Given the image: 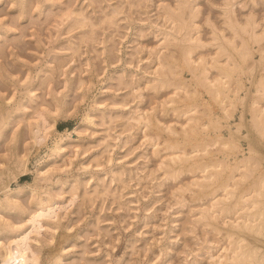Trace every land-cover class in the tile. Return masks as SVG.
Segmentation results:
<instances>
[{
	"label": "rangeland",
	"instance_id": "rangeland-1",
	"mask_svg": "<svg viewBox=\"0 0 264 264\" xmlns=\"http://www.w3.org/2000/svg\"><path fill=\"white\" fill-rule=\"evenodd\" d=\"M163 7L176 13L182 9L184 12L181 15L184 14V18L191 14L193 23L190 17L185 21L197 26L196 34L203 43L193 51L192 59L196 61L195 64L200 58H204L208 66L218 49L216 44L232 52L231 47H227L230 45L226 38L233 39L235 44L241 42L240 38L249 40L247 33L243 34L239 30L241 28H236L245 25L247 19H252L250 21L256 25L252 32L255 30V33L260 34L264 30V0H0V104L2 111L7 112L20 99L27 108L25 114L13 119L0 139V159L4 153L11 152L8 147L13 143L11 132L15 123L19 124L22 139L30 142L25 155L26 172L18 173L10 159L7 163L9 170L13 175L18 174L12 178V174L5 171L7 173H2L1 181L8 182L12 188L33 184L34 169L38 163H44L54 137L70 134L71 139L65 145L76 144L80 138L78 151L75 149L72 152L69 149L66 153L65 162L70 160L71 164L63 171H54L52 178L47 181L49 184H46V187H52V195L61 194L63 198L57 199L43 210L45 216L59 215L60 223L51 243L42 248L41 258L45 261L42 260V264L51 262L52 254L60 245L70 247L64 252V264L67 261L71 264H85V261L86 264H210L222 248L228 245L225 232L229 227L221 219V222L219 219L210 221V225L196 219V208L205 204L210 197L202 194L207 191L202 192L206 184L204 187L202 185L207 180L201 179L204 182L193 184L196 182L192 179L202 173L199 170L189 171L186 164L185 167L181 165L182 168L174 164L172 168L179 171L173 174L165 172L168 167L161 164V157L172 150L164 145L168 136L171 141L175 137L179 141L178 146L182 145L181 133L168 135L165 126L174 125L175 121L184 123L185 119L182 117L185 114H182L181 119V115L176 116L183 109L184 103L196 104L194 112H191L193 109L189 112L198 116L200 122L207 123L209 112L222 115L218 105H215L203 88L198 87L197 95L181 101L178 94H173L172 86L167 88L152 81L157 67L156 50L163 41L162 32L172 31L173 34L177 25V22L164 16ZM226 8L231 10L230 19L236 25L234 28L237 34L229 29L230 19L227 20L224 12ZM68 10L79 13L82 21H77L73 15H67ZM217 31L222 32L219 34ZM182 32L185 33V30ZM174 34L180 38L178 33ZM215 35L218 42L216 38H212ZM223 37L226 38L222 39ZM263 38H258L261 42L256 41L260 45L252 40V43L248 41L249 44L254 42L258 45H250L255 52L253 51L252 60L248 61L257 62L260 53L256 49L263 47ZM173 42L161 49L169 62L160 66L159 79L170 71H177L178 78L186 79L189 82L188 89L192 90V75L182 61L178 60L173 67L169 66L172 63L171 55L178 54ZM236 55L233 51V58L237 59ZM223 56L219 59L224 60ZM258 64L254 65L252 74L245 71L246 67L242 65L245 73L244 76L240 74L244 85L240 95L245 96L242 102H246V107L256 91L254 81L257 82L256 78L264 75V69H261L263 67ZM39 67L44 69L40 73ZM27 74L30 76L27 81L31 85L25 81L26 87L23 79ZM214 74L215 70L210 69L209 77L212 78ZM18 83L23 84L19 86ZM32 87L35 97L27 102L30 94L26 97L23 92L33 89ZM172 94L176 95V103L161 104ZM3 97H12V100L4 104L1 99ZM207 103H210V108L206 106ZM237 104L239 105L235 109L230 110L227 120L221 119L222 126L218 131L214 127H206L208 132H203L202 139L211 143L207 144L206 150L211 149L209 154L212 153V158L231 163L235 157L241 158L242 154H248L246 151L251 143L257 154L260 153L253 154L252 162L257 163V157L261 161L259 168L264 169V137L255 134L257 131L250 123L251 113L248 107L240 109L241 103ZM176 106L178 109L174 110ZM134 111L149 112L152 124L160 129L155 130L158 131V136L152 134L154 139L147 140L144 136L146 127L127 119ZM86 112L91 114L93 124L81 125L80 132H74L73 127L80 124ZM27 120L40 123L44 129L41 136L34 140L28 138L25 125ZM241 120L243 127L241 126L237 136L240 145L237 154L226 156L219 146L220 142L217 145L215 141H207L208 136L209 140L214 139L216 131L227 137L229 129L234 130V123ZM52 121L53 125L50 126ZM192 141H196L195 137L185 143L187 151L195 147ZM19 148L22 149V144ZM68 148L72 147L69 145ZM200 153L202 152H197L198 156H203ZM209 154L205 158L201 157V160L205 161L211 155ZM249 162L250 166L254 165ZM58 163H62V160ZM242 168L235 171L237 178L245 170ZM253 173L257 174V170ZM252 177L253 175L250 179ZM248 179L245 181L244 178L243 186L248 183ZM191 181L201 190L189 185ZM41 185H44L43 182ZM234 186L239 185H233V188ZM54 191H57L56 194ZM27 193L24 192V197L21 195L24 203L27 202ZM259 196L264 197V194L260 192ZM237 223L241 225L242 222ZM246 238L253 241L250 236Z\"/></svg>",
	"mask_w": 264,
	"mask_h": 264
},
{
	"label": "bare ground",
	"instance_id": "bare-ground-1",
	"mask_svg": "<svg viewBox=\"0 0 264 264\" xmlns=\"http://www.w3.org/2000/svg\"><path fill=\"white\" fill-rule=\"evenodd\" d=\"M226 9H225L226 11L224 10L225 17L227 16V20H229L231 17V10H229L228 8ZM181 10L182 9L179 10V13H176L173 10L169 9L168 7H163V12L165 14L164 16L171 19L172 22H177V25H176V29L175 30L173 29L174 30L173 34L171 33L172 31L162 32L163 41L159 43V49L156 50L155 57L157 58L156 59L157 67L154 70V77L152 78V81L154 83H157L160 86H164L167 88H170V86H172L171 88H173L174 90L172 91L174 92L173 94H178L177 95L179 97L178 99H180L181 101L187 98L191 99L194 95H197L198 87L203 88L212 98L213 102L216 103L215 105L216 106L218 105L220 111L222 112V115L221 116L214 115V113L209 112L207 113V120H208L207 123L200 122V118L192 114L194 112V109L196 108L195 106L196 104H192L193 102L184 103L183 109L179 111L180 113L176 114L177 117L181 115L179 119H181L182 114L186 115V117H184L185 115L182 117L185 119L183 120L184 123L183 122L180 123L181 121H177V122L175 121V123H177L178 125L177 124L175 125L174 123V125L167 124L165 126V130L167 131L166 132L167 134L172 133L174 134L172 136H175L181 133V137L184 142L182 141V145L178 146L179 141L175 137H173L172 138V140L174 139L173 140L174 142H173L170 140L171 138H169L168 136V138H166L164 141V145L166 144V146L169 147V149H172L173 151L170 150V152L167 153L165 156H163V158L161 157L162 159L161 164L168 168H171V170L168 171L169 169L164 167L166 168L165 172H169L173 174L179 171L178 168H177L178 171L172 168V165L174 166V164H178L180 168L183 167V166L181 167V165L186 164L187 169L192 172L199 170L202 174L200 173L201 174V176L199 175L200 177L198 176V177H194L193 178L194 180L192 179V181L196 182L193 184H197V183L199 184L201 179L202 180L205 179V181L207 180L202 185V187H204V185L206 184L205 188L202 189V192L203 190L205 191L206 189L207 191L203 193L201 192V193L204 196L207 195L210 197H208L209 199H207L205 204H202L201 206L196 208V212L198 214V216H196V219L202 221L205 224L209 223L210 221H215L214 219L216 220L219 219V221L221 219L222 223L226 224L227 227H229L228 230L225 232L226 236L228 237L227 238L228 245L222 248L220 253L216 256V259L210 261V264H264V199H263L264 197H262L263 195L259 196L260 192L264 194L263 192L264 189L262 190V188H264V169L259 168L258 165L260 164L261 161H259L257 157L255 158L257 159V163L252 162V159L254 161V158H252L253 154L254 153L257 154L256 150L254 149L255 147H252V144L250 143L248 145V150L246 151L248 154L246 155L242 154L243 156L241 158L235 157L233 161L230 163L224 159H218L216 157H214L216 159L212 158L211 157L212 153H210L211 155L209 154V152H211V149L209 151L206 150V146L208 143L202 139L203 132H205L206 130L208 132V129H206V127L207 128L209 127V129L211 127H214V129L215 130L217 129L218 131L219 127L222 126L221 119L223 118L224 120H227L228 117L230 116V112H231L230 110L235 109L236 105H239L237 104L238 102H240L242 106V107L240 106L241 107L240 109H243V107L247 109L248 107L251 113L250 123L252 127H254L255 130L257 131L255 132V134H258L261 137L262 136L264 137V75H260V77L258 76L259 79L256 78L257 82L254 81L256 83V85H254L256 86L255 88L256 91H254L255 94L253 92L254 95L250 99V104L248 103L249 105L247 107L245 104L246 102L244 103L242 102L245 96L240 95V90L243 89V86H244L240 78V74L241 75L243 74L244 76V73H245L243 72L244 65L246 67V68L244 67L246 69L245 71H248V72H251L253 70L254 65H256L257 62L261 65V67H263L261 69H264V58H263L264 52H262V50H264L262 49L264 47L263 43H262L263 47L260 46L259 49H256V51L260 53V57L258 58L257 62L256 60L250 62L253 58L252 54L254 51V50L252 51L251 46L256 43L258 44V42H256L258 38H261L262 40V37H264V30H263V33H260V34L255 33L254 32L255 30L252 32L254 26L256 25H254V23L250 21L252 19H249V21L247 19L245 25L242 24V26L236 27V28L237 29L241 28L239 30H242L243 34L247 33L246 34L248 36L247 39H249L250 41L252 40L256 43L253 42V44H249L248 43L249 40L240 38L241 44L238 43L240 44L238 45V44H235L236 42L235 43L233 42L232 38H231L232 40H229V39L227 40L226 37L222 38V39L226 38V42L230 45V46H227V43L225 42L226 46L228 48L231 47L230 48L232 49L231 51L232 52L234 51V54L238 55L237 59L239 61L233 58L232 52L227 50L224 46H221L220 44L218 45L216 44V47L218 46V49L216 50L215 56L211 57L212 62L208 66L206 65L207 63L204 61V58H200L199 62L195 64L196 61L195 60L193 61L192 59L193 51L195 50V48L202 46L203 43L200 41L198 34H196L197 26L194 24L189 25L190 23L188 24L186 22L187 18L189 17L191 18V14L187 15V16L190 15L189 17L186 16L187 18H184L183 17L184 14L181 15V12L183 13L184 11H181ZM67 15H73V17L77 19V21H80V20L82 21L80 14L74 12L73 10H68ZM191 21L193 23L192 18H191ZM229 21H230V23L228 22L230 25L229 29L230 28L232 29V30L230 29V31H234V33L237 34L238 32H236L235 31L236 29L234 28L236 25L234 26L231 19ZM224 22H226V19ZM236 23H238V21ZM247 26L249 29L247 28ZM182 30H185V33L182 32ZM248 30L249 31L251 30V32H249ZM214 32L216 31L214 30ZM217 32L221 34L222 31L221 32L217 31ZM174 33H178L180 35V38L178 39L177 38L178 35ZM194 34L196 35L194 36ZM213 37L215 39L216 35L212 36V38ZM220 38H221V35H220ZM215 40H217V38ZM258 41H260V39ZM171 42H173L175 51L177 49L178 54L171 55L172 63L169 66L173 67L176 61L178 60L182 61L183 65L186 68H188L190 74L192 75L191 79H193V82H194L193 84L194 86L192 90L188 89L189 82H186V79H183L182 77L178 78L177 71L176 72L170 71L169 72L170 76L168 74L165 77L161 76V78L159 79L160 66L164 64H168L169 62V60L163 56V50L161 49L162 48L164 49L166 47V44L171 43ZM222 42H224V40H222ZM155 48H158V47H155ZM152 49H151V52H152ZM160 50L162 52H160ZM0 52H1V49H0ZM221 55H224L223 56L224 60H220L221 58L219 59ZM210 69L215 70V74L213 75L212 78H210L208 75V73L210 72ZM43 70L42 68H40L39 73L40 71L42 72ZM259 71L260 73H262L261 70ZM47 73L49 74V72ZM247 75H249V73ZM28 76L29 75L27 74L25 79H23L24 84L23 83H20V84H23L27 87L26 85L27 83L30 86L31 85L30 81H27L28 79H30V76L29 78ZM251 77H254V76L252 75ZM35 79H37V77H35ZM20 80L21 79L19 78L18 81ZM25 81L27 82L25 83ZM189 81H192V80H189ZM78 82H80V79ZM23 85H21V87ZM25 86H23V88ZM33 90L34 88L33 89L29 88L27 89V91L25 90L27 93L23 92L25 93L26 97L28 96V93L30 94V97L27 98L28 100L27 102L34 100L33 98L35 97V95L33 93ZM173 94L168 96L166 99H164L162 101L163 103L161 102V104H167L168 102L176 103L177 100L174 98L176 95L173 96ZM11 98L12 97L1 98L3 100L2 103L4 104L9 103L12 100ZM209 104L208 103L206 104L208 108H210ZM177 105H180V104H177ZM177 109H178V106H176L174 110H177ZM57 110L58 108L56 107L55 111ZM4 111H2V105L0 104V139L5 135L6 130L9 124H11V122L13 121V119L15 117L19 118L22 114H25L27 111V108H26V104L23 103V101L19 99L13 104L11 109H9L7 112L5 111L6 114L3 113ZM189 111H191L192 113ZM46 112L50 114L49 110H46ZM146 112L147 111L145 112L134 111L131 115L127 116V119L131 121H135L136 123H142L146 127V130L144 131V136L147 138V140L148 139L150 140L151 138L154 137L153 136L154 134L158 136L157 132L160 129L157 128L155 124H152L151 119L149 117L150 114H148L149 112L147 113ZM187 112L190 114L188 115ZM241 117L242 115H240V119H242ZM93 121L94 120L91 114L89 112H86L85 115L82 117L80 124L77 125L76 127H73V131L76 133H79L81 125L82 126L86 124L90 125V124H93ZM242 121L243 120L234 123L235 128L234 130L229 129V134L227 137H223L222 135H220V133H217L216 131L214 135L215 137L213 136L214 139L211 138L212 140L211 139L209 140L210 136H208L209 138L208 137H207L208 139L206 138L207 141L208 142L215 141V143L220 142L221 144L219 146L223 148L224 152L227 154L226 156L228 155L230 156V154L232 153L237 154L238 150L240 149L237 136H239L238 134H239V129L242 126ZM14 125H15V128L11 132V139L13 143L8 147L11 152L7 154L4 153L0 159V193L2 194V196H0V264H42V260H43L41 258L42 248L43 246H45V244L51 243L54 233L56 232L59 226V223H60L59 215H55L53 217L45 216L43 215V210H45L49 205L53 204V202H56L57 199L59 200L63 198V195L56 194L57 191H54L56 194L55 196L52 195L51 193L52 189L50 191V188L52 187H46V184L48 183L47 181H49L52 178L51 175L53 174L54 171L56 172V170L58 169H59L58 172L60 171V169H62L61 171H63L67 168L66 166L71 164L70 160L69 162H65L66 153L68 152L69 149L72 152H75V149L78 151V148L80 146V138L77 139L78 143L69 144L70 147L72 148H68L69 145H65V143L68 142L69 139H71L70 134L58 135L54 137L50 151L45 156L46 159L44 160V163H38L39 166L37 164L38 167L36 166V168L34 169L33 184H29L26 186L22 185V186H17V187L12 188L7 184L8 182L3 183L1 181L2 179L1 175L5 171H8L12 174L13 176L12 178H15L16 174L25 173L27 170V167H26L27 158L25 155H26L27 150L30 147V142L24 141V139H22V131L20 130L19 124L15 123ZM25 125H26V131L28 134V138L32 140H34L37 136H41L44 131V129L42 128V126L40 125L38 121L33 123L27 120ZM52 125H53V121L50 123V126ZM252 127L250 126L249 128H252ZM151 128H155L154 131L151 130L152 132H150L149 129ZM156 129L158 130L157 132L155 131ZM249 130L247 131L249 132ZM255 130H253V132ZM194 137L196 141H192V142L195 147L191 145L194 148L191 147L192 150L187 151L185 149L186 148L185 143L194 139ZM243 138H245V134ZM215 139H221V140L217 141ZM20 144H22V149L19 148ZM209 144L211 143L209 142ZM219 150H221L220 147H219ZM193 151L194 153L192 154L191 152ZM197 152H202L200 154H203L204 158L206 154H209L210 156L209 157L206 156L207 159H204L205 161H203L201 160V157L203 156L202 155L201 157L198 156ZM225 158L227 159V157ZM10 159L14 163L15 168L18 170V173H16L15 175H13V172L9 170V167L7 164L8 160ZM59 160H62V163H58ZM249 161H251V163H253L254 165L250 166ZM247 163L249 164L250 167L247 166ZM211 167H213V169ZM242 167L245 168V170ZM241 168L244 171L242 170L238 174L239 178H237L236 173ZM254 170L255 171L257 170V174H255L256 172L253 173ZM6 173L7 172H5V174ZM223 173L224 175L222 176ZM252 175H253L252 177L253 179H250ZM5 176L7 177V175ZM60 178L62 179V177ZM244 178H245V181L248 178L249 179H248V183L246 182L247 185L245 183V185L243 186V182H245L243 181ZM6 179L9 181L8 178ZM65 180L66 178L64 179V182ZM192 181H191V184L189 185L196 186L192 184ZM41 182H43L44 184L43 186L41 185ZM202 182L204 181H201V183ZM61 183H63V181ZM69 183L71 184V181ZM62 185L60 184V186ZM231 185H232V188H231ZM233 185H239V186H236V187L234 186L233 188ZM208 188L209 189L211 188V189L209 190ZM198 189H200V187H198ZM218 189L220 192H218ZM53 190H56V189L53 188ZM73 190H74V187H73ZM24 192L25 193L28 192L27 202L25 200L26 203H24V201L21 199V195H23ZM70 192L71 194H73L72 190ZM251 192L252 193L255 192V194L254 193L252 194ZM211 217H212V220H211ZM240 221L242 222L241 225L237 223ZM248 236L252 237L251 240L253 241L247 240L246 237ZM68 248L70 247L68 246L66 248L63 245L62 246L60 245L57 248L56 252L52 254L51 262L49 261L48 262L50 264H64L66 260L64 261L63 255H64V252L68 251L67 250ZM67 263L69 264L70 262L67 261ZM85 264H86V261H85Z\"/></svg>",
	"mask_w": 264,
	"mask_h": 264
}]
</instances>
